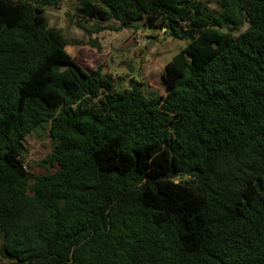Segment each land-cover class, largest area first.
I'll return each instance as SVG.
<instances>
[{
  "label": "trees",
  "instance_id": "1",
  "mask_svg": "<svg viewBox=\"0 0 264 264\" xmlns=\"http://www.w3.org/2000/svg\"><path fill=\"white\" fill-rule=\"evenodd\" d=\"M189 43L166 93L115 85L44 9L0 0V237L20 264H264V0H75ZM213 4V7L211 5ZM48 125L53 173L23 139Z\"/></svg>",
  "mask_w": 264,
  "mask_h": 264
},
{
  "label": "rangeland",
  "instance_id": "2",
  "mask_svg": "<svg viewBox=\"0 0 264 264\" xmlns=\"http://www.w3.org/2000/svg\"><path fill=\"white\" fill-rule=\"evenodd\" d=\"M76 6L75 0H61L58 7L45 8L44 15L48 26L61 32L67 43L66 51L82 69L108 75L121 88L135 80L144 84L145 90L165 95L162 78L165 66L189 40H174L165 29L146 28L143 22L115 30L119 27L116 21L79 19ZM23 146V161L31 174L43 176L58 169L56 163H44L53 149L48 125L28 133ZM0 264H20L7 252L3 237H0Z\"/></svg>",
  "mask_w": 264,
  "mask_h": 264
}]
</instances>
